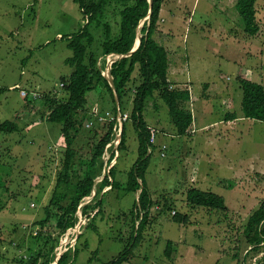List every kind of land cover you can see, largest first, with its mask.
<instances>
[{
    "label": "rangeland",
    "instance_id": "374dc122",
    "mask_svg": "<svg viewBox=\"0 0 264 264\" xmlns=\"http://www.w3.org/2000/svg\"><path fill=\"white\" fill-rule=\"evenodd\" d=\"M259 1L264 11V0ZM208 2L206 6V0H200L192 12V21L172 30L181 53L188 56V65L182 63L184 71L179 75V83L188 76L193 93L201 97L202 105L192 106L194 132L175 137L167 106L160 99L158 109L147 101L143 110L145 122L160 126V131L165 132V137L158 135L151 145L145 172L146 184L157 203L150 208V222L142 237L122 264H264V250L259 254L261 257L251 251L246 253L251 247H247L243 235L249 216L264 198V172L248 170L238 178L234 176L241 167L247 170L249 162H264V121L242 116L238 80L262 81L264 87V43L241 33L244 31L235 0ZM258 18L264 20V14L259 13ZM110 20L115 29L113 19ZM84 23L74 0H0V87L3 88H0V124L11 121L17 127L11 132L0 131V264H31L38 252L48 253L56 241V217L52 215L44 225L40 221L47 215L44 208L64 159V139L60 125L46 120L48 109L42 101L38 98L27 103L15 85L41 94L54 90L62 95L61 79L68 78L73 70L66 63L72 55L67 45L69 37ZM164 23L158 20L157 26L162 28L155 33L158 39L159 33L161 39L169 35L163 31ZM202 34L201 45L192 50L190 44ZM116 56H108L106 65ZM133 76L137 78V70ZM209 82L216 85L215 92L205 97ZM215 93L226 94V100L223 101V94L216 97ZM99 95V89L87 94L89 112L101 110L102 106L111 108V103L102 106L98 103ZM131 101V95L126 97L121 109L129 113ZM228 111L238 120L229 126L232 130L229 135L225 133L227 138L218 139L222 148L215 157L218 159L206 161L200 153L205 148L206 135L212 131L209 136L217 137L215 132L222 130L230 115ZM88 122L84 121L74 144L80 170L89 160L96 141L92 132L87 131L93 128V125L86 127ZM124 124L125 146L118 149L106 167L105 160L111 153L108 148L103 150V169L108 172L115 166L112 175L119 181L118 185L106 186L108 192L103 194L99 185L93 188V195L97 192L94 201L101 199V212L94 217L96 209L90 208L86 215L81 213L82 205L91 202L93 195L82 200L76 213L77 223L80 219L81 225L77 231L70 228L58 238L50 264H56L55 256L73 246L76 250L75 253L72 250V264H109L130 240L132 210L138 199L136 192L126 189V182L139 149L138 134L130 118ZM205 125L207 128L200 130ZM161 142L166 145L164 155H161ZM214 148L211 152L218 154L217 146ZM103 172L94 183L102 179ZM192 173L205 178L193 180ZM75 182L71 179L70 185ZM191 187L221 195L226 209L190 206L186 192ZM164 201L171 205V210L163 208ZM173 212L188 219L177 222L171 217ZM169 241L172 242L168 248L170 254L165 255Z\"/></svg>",
    "mask_w": 264,
    "mask_h": 264
},
{
    "label": "trees",
    "instance_id": "16d2710c",
    "mask_svg": "<svg viewBox=\"0 0 264 264\" xmlns=\"http://www.w3.org/2000/svg\"><path fill=\"white\" fill-rule=\"evenodd\" d=\"M74 2L77 3L82 12L85 23L79 31L69 37L67 44L68 48L72 50V55L66 59V63L73 70L68 78L61 79L62 95L53 90L40 93L41 97L39 98L42 101L41 104L48 109L46 120L60 125V134L65 144L64 159L60 170L57 172L55 187L48 204L44 208L47 215L44 220L40 221V224L46 223L54 215L56 217L57 238L50 245V251L48 253L42 252V250L38 252L31 264H50L54 258L52 251L57 246L58 238L76 225V213L79 204L83 199H86L85 197L91 195L95 184L94 180L103 170V150L114 137L113 127L116 123L118 108L120 112H125L121 106L124 99L131 95V109L128 118H130L138 134L139 150L137 159L127 174L126 189L133 193L139 191V194L137 197L138 204L136 207L134 204L132 210L131 227L133 231H131L130 240L125 249L119 253V256L109 263L122 264L129 259L133 247L142 237V231L150 222V208L157 203L151 199L145 180V172L151 154L148 152V148L151 147V144H149L148 124L144 120L143 110L147 101L158 109L157 102L160 99L167 106L174 134L178 137L184 136L188 133L193 121L190 92L187 88L172 87L168 78L167 50L155 39L163 0H152L149 20L146 19L149 10L148 0H74ZM256 3L257 0H235L234 2L235 9L242 20L243 31L252 36L259 31ZM110 18L113 19L115 29ZM142 20L143 23L139 26ZM139 27L140 43L135 51L127 55L135 43ZM109 55H121L110 66L115 92L104 75L107 64L106 58ZM135 70H137L136 79L133 76ZM238 80L242 91V116L264 121L263 85L246 78H239ZM98 89L100 94L98 103L101 106L111 103V108L102 106L101 110L89 112L87 94ZM115 94L118 100L117 106L115 105ZM27 99L33 101L30 96ZM103 107L107 110L104 111ZM106 111L111 115L100 121L98 117L104 115ZM111 117H113L112 120ZM227 117L233 119L232 117H236V115L230 114ZM89 120L92 122L93 128L87 131L92 132L96 141L92 145L89 160L80 170L75 158L77 151L74 144L78 133L84 128V121ZM124 122L121 127L117 154L118 149L125 146ZM91 125L86 127H91ZM96 126H99V129ZM15 129L17 127L14 122L5 121L0 124V131L11 132ZM112 156L113 153L108 162ZM114 167L112 166L103 175L98 183L99 191L106 186L111 188L118 185L119 181L112 175ZM71 179L76 181L72 186L70 185ZM96 194L97 192L92 196L91 202L82 205L81 213L83 215H86L90 208L96 209L92 217L101 212V207H99L101 199L97 198L94 201ZM186 201L194 207L214 210L226 209L225 200L221 195L211 191H203L196 187L187 190ZM163 208L171 210V205L164 201ZM171 217L177 222H186L188 219L186 215L176 212ZM245 226L243 235L247 247H251L246 253L251 251L259 256L264 250V198L251 213ZM171 245L172 242L169 241L165 255L170 254L168 248ZM72 250L75 253L74 246L73 249L65 250L58 258L57 264H72L71 259L74 255ZM245 254L242 258H245Z\"/></svg>",
    "mask_w": 264,
    "mask_h": 264
},
{
    "label": "crops",
    "instance_id": "0c3cea01",
    "mask_svg": "<svg viewBox=\"0 0 264 264\" xmlns=\"http://www.w3.org/2000/svg\"><path fill=\"white\" fill-rule=\"evenodd\" d=\"M218 1L223 2V0H218ZM199 2H200V0H163L162 5H161V9H160V13H159V20H163L165 22L164 23L165 27L163 28V31H165V34L169 33V35L166 36V38L163 37V39H161V34L159 33L158 36H160L159 37L160 40L155 35L156 41L159 44H161L162 46H164L165 49L167 50L168 61H169V63H168V67H169L168 68V78H169V76L173 77V80L169 79L170 81H172L171 83H172L173 87H175V86L176 87H183V88H187L189 90L191 108H192L193 105H199L200 104V100L199 99L201 97L197 96L198 93H193V91H192L193 88H192V85H191V81L189 80L188 76L186 77L185 80H183L182 82L179 83V79L178 78H179V75L181 74V72L183 70L182 63L184 64V66L188 65V62H187L188 56L183 55L181 53L180 45L177 42V38L175 37V34H172V30H174V28L176 26L179 27L182 23L188 24V23H190V21H192V18H191L192 12L195 11V8H197V6L199 5ZM208 3H209L208 0H206V6L209 5ZM259 5H260V1L257 0V3H256V18H257V23H258V26H259V31L253 36L252 35H248L245 32H241V33H244V36L246 35V37H248V39L249 38L251 39V37H252L253 38L252 40L257 41V42L262 41L261 43H264V20L260 19V21H259V18H258L259 13L264 14V11H263L262 8L260 9ZM206 10H207V7H206ZM159 25H160V21H159ZM160 29H162V28L160 26H158L157 30H160ZM223 32H224V30L221 33H223ZM242 35H240L241 38L243 37ZM203 37H204V35L202 34V35L198 36L197 39H194L192 41V43L190 44V48H192V50H194L193 47L196 48V47L200 46L201 42L203 40L202 39ZM168 38L170 39V41L167 40ZM254 38H257V39H254ZM233 40H236V42H237L236 38H233ZM247 45H249V43ZM247 47L249 48L250 45L247 46ZM259 83L263 85L262 81L259 82ZM16 85L21 86L20 84H16ZM214 88H216V85L213 84V86H211V84L209 82V85L206 86L205 91H204L205 97L209 96V94L212 95L211 92H215ZM31 91H34V90H31ZM222 94L223 93H220V94L215 93V96L216 97L217 96H222ZM223 95H224V100L223 101H225L226 100V94H223ZM200 96H202L201 93H200ZM210 98H212V97H210ZM25 99H26L27 103L30 102V99H27V98H25ZM200 105H202V104H200ZM227 108H230V106L227 105ZM30 112H33V110L30 109ZM230 113H231V111H228L227 115L230 114ZM232 118L233 119H230V118L228 119L227 118V121H225V123L223 124L222 130L219 131V132H215L216 133L215 135H217V137L213 138V137L209 136L210 134H212V131L210 132V134L206 135V138H205V141H204V143L206 144L205 148L200 152L201 155H203V156L205 155V160L206 161H215V160L218 159V158H215V157H217L219 155V152L221 153L220 150L222 149L221 146L218 145V142H219L218 139L227 138L225 136V133H228V135H229V130H232V129L229 128V126L232 125V123L235 124L236 120H238L237 116L236 117H232ZM148 126L155 127L158 130L157 136L159 135V137H160V135H163L165 137V132L164 131H160V126L152 125V124H148ZM204 128H207V126L205 125V126L201 127L200 130L204 129ZM189 130L190 131L194 130L192 125H191ZM220 132L222 133V135H218V134H220ZM171 135H173V134H171ZM175 137H178V136H175ZM213 139H217L218 141H215ZM216 142H217V145H215ZM162 144H165V143L161 142V146H162ZM210 146H212V147L209 149L208 147H210ZM216 146H217L218 154H216L215 152L214 153L211 152V150H213V148L216 147ZM207 149H209L210 152H207ZM214 149H216V148H214ZM209 156H210V158H209ZM230 164L232 166L233 162L230 161ZM236 164L242 165L241 163H236ZM195 166H196V164H195ZM228 166H229V168L233 167V166L231 167L230 165H228ZM246 169L247 170H243L242 167L239 168L237 173L234 175L235 178L240 177L243 174V172L248 171V170H255L256 172L263 173L264 172V162H262V161H259L257 163L249 162ZM192 175H193L192 176L193 180L197 179V181H201V179H200L201 177L205 178L204 176L194 175L193 173H192ZM100 180L95 182V184H94L95 188L97 187V185L100 182ZM109 187L110 186H108V188ZM108 188H106V190H105V187H104L101 190L102 194H103V192H108V190H107ZM137 192L138 191H136V197H138L137 196ZM149 193H150L151 199L154 200V196H152L150 190H149Z\"/></svg>",
    "mask_w": 264,
    "mask_h": 264
},
{
    "label": "built area",
    "instance_id": "2783aa9c",
    "mask_svg": "<svg viewBox=\"0 0 264 264\" xmlns=\"http://www.w3.org/2000/svg\"><path fill=\"white\" fill-rule=\"evenodd\" d=\"M109 56H111L112 57V55H109ZM115 56V55H114ZM108 57V56H107ZM110 61V60H109ZM107 73V72H106ZM106 76V75H105ZM15 89H19V92H20V95L22 96V97H24V98H27V97H31V99H38V98H40L41 97V94L40 93H38V92H36V91H28L27 89H25V88H22L21 86H19V85H15ZM111 114L108 112V111H106L105 113H104V115H101V116H99L98 117V119L100 120V121H102V120H105V119H107L109 116H110ZM128 117H129V115H128V113L125 111V112H120V110H119V108H118V111H117V116H116V123L114 124V137L112 138V140L106 145V150H104V151H107V148H108V152L109 153H113V155H114V157L117 155V146H118V144H119V141H120V138H119V134L121 133V126H122V123L124 122V121H127V119H128ZM113 119V117H111V120ZM92 124V122L90 121V122H88L87 123V126H90ZM148 130H149V144H151V145H153L154 143H155V141H156V137H157V134H158V130L155 128V127H152V126H148ZM190 132H194V130H191ZM166 147V145L165 144H163L162 146H161V148L163 149V150H161V155H164V150L166 149L165 148ZM149 150H148V152H150L151 153V148H148ZM110 157H111V155H110ZM109 157V158H110ZM103 158H104V153H103ZM109 158L107 157V161L105 160V167H106V165H107V162H108V160H109ZM110 167V166H109ZM33 205V204H32ZM174 213V212H173Z\"/></svg>",
    "mask_w": 264,
    "mask_h": 264
},
{
    "label": "water",
    "instance_id": "95a60500",
    "mask_svg": "<svg viewBox=\"0 0 264 264\" xmlns=\"http://www.w3.org/2000/svg\"><path fill=\"white\" fill-rule=\"evenodd\" d=\"M148 2H149V10H148V14H147V16H146V19H147V20L150 19L151 10H152V0H148ZM142 23H143V20H142V22L140 23L139 26H141ZM139 31H140V27L138 28V33H137V37H136L135 43H134L132 49L127 53V55H130L133 51H135V50L137 49V47H138V45H139V43H140V38H141V35H140ZM118 57H121V55H117V56H116V58H118ZM116 58H114V59L108 61V66H107V76H105V77L108 79V81H109V83H110V85H111V87H112V89H113L114 92H115V89H114L113 79H112V76H111V74H110V66H111V63H112ZM115 101H116V104H118V100H117V96H116V94H115ZM121 127H122V126H121ZM120 136H121V134H119V138H120ZM103 171H104V172H103V175H104V174L106 173V168H104ZM96 181H98V180H96ZM91 195H93V192H92ZM137 196H138V194H137ZM80 225H81V220L79 219L78 223H76V225L74 226V230L77 231V230L79 229ZM61 254H62V253H60L59 256H57V255L55 256V260H54V261H56V264H57V260H58V258L60 257Z\"/></svg>",
    "mask_w": 264,
    "mask_h": 264
},
{
    "label": "clouds",
    "instance_id": "9594fccd",
    "mask_svg": "<svg viewBox=\"0 0 264 264\" xmlns=\"http://www.w3.org/2000/svg\"><path fill=\"white\" fill-rule=\"evenodd\" d=\"M107 66H108V65H106V70H107ZM188 132H190V131H188ZM120 134H121V133H120ZM98 181H99V180H98ZM137 194H139V191L137 192ZM73 230H74V228H73ZM74 231H75V230H74Z\"/></svg>",
    "mask_w": 264,
    "mask_h": 264
},
{
    "label": "bare ground",
    "instance_id": "6f19581e",
    "mask_svg": "<svg viewBox=\"0 0 264 264\" xmlns=\"http://www.w3.org/2000/svg\"><path fill=\"white\" fill-rule=\"evenodd\" d=\"M91 197H88L87 199H90Z\"/></svg>",
    "mask_w": 264,
    "mask_h": 264
}]
</instances>
